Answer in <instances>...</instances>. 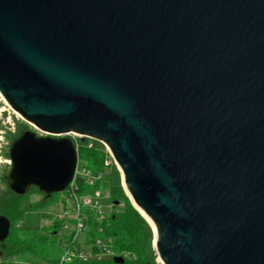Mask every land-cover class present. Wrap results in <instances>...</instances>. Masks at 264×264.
Masks as SVG:
<instances>
[{
  "label": "water",
  "instance_id": "obj_1",
  "mask_svg": "<svg viewBox=\"0 0 264 264\" xmlns=\"http://www.w3.org/2000/svg\"><path fill=\"white\" fill-rule=\"evenodd\" d=\"M0 93L43 132L9 146L14 194L63 191L67 133L95 137L165 264H264V0H0Z\"/></svg>",
  "mask_w": 264,
  "mask_h": 264
},
{
  "label": "trees",
  "instance_id": "obj_2",
  "mask_svg": "<svg viewBox=\"0 0 264 264\" xmlns=\"http://www.w3.org/2000/svg\"><path fill=\"white\" fill-rule=\"evenodd\" d=\"M23 130L24 129L19 128L14 138H16ZM79 154L81 157H86L89 160V166L93 170H104L106 152L104 145L100 141H95L94 146L88 147L87 140H83L79 148ZM5 171L3 178L7 183ZM120 174L121 172L118 167L113 164L110 167V172L105 176L104 185H106L109 190L110 200L115 207L117 204H123L124 206L119 210L115 209L111 211L108 220L103 223L104 230L101 236L110 240L115 252L124 256L125 260L123 263H117L114 261V258H110L108 260L98 261L91 264H156L150 242L152 236L151 229L140 211L130 201L124 200L125 192L122 188ZM34 191L39 192L37 187H33L27 193ZM53 194L50 196L45 195V200L41 202L40 206L37 205L35 209L38 207H51L53 203ZM22 197L23 195L14 194L9 188L0 196V214L7 216L11 222L8 237L3 242H0L1 252L5 251L6 253V256L4 257L6 259L2 260L1 254L0 264H8V258L22 252H42L45 248V241L47 238L50 235L56 234L60 228V225L57 223L52 226L50 233L47 232L46 234H42L35 240L19 238L13 230L19 228V222L22 220L25 212L28 211L27 207L23 208L21 206ZM96 228L97 224L94 223L91 232L92 235L97 234ZM56 261L57 259H54L50 262L54 263Z\"/></svg>",
  "mask_w": 264,
  "mask_h": 264
},
{
  "label": "built area",
  "instance_id": "obj_3",
  "mask_svg": "<svg viewBox=\"0 0 264 264\" xmlns=\"http://www.w3.org/2000/svg\"><path fill=\"white\" fill-rule=\"evenodd\" d=\"M67 135L75 141L78 162L72 181L63 190L61 207L53 202L52 206L45 210L47 215H51V222L47 225L54 226L57 223L60 225L56 234L63 250L61 257L49 264H91L114 258L119 254L115 252L111 241L101 236L104 230L103 223L108 220L114 205L110 200L108 188L103 189L102 185L113 164L120 171L121 168L104 141L77 132H69ZM85 139L88 147L94 146L95 141H100L104 145L106 152L104 170H93L89 166V160L79 154V148ZM7 161L9 164L10 159ZM94 223L97 224L96 235L91 233Z\"/></svg>",
  "mask_w": 264,
  "mask_h": 264
},
{
  "label": "rangeland",
  "instance_id": "obj_4",
  "mask_svg": "<svg viewBox=\"0 0 264 264\" xmlns=\"http://www.w3.org/2000/svg\"><path fill=\"white\" fill-rule=\"evenodd\" d=\"M19 128L26 129L30 128L38 131L39 133H43L39 128H37L33 123L26 120L16 109H14L8 101L4 98V96L0 93V196L5 192L7 187V183L4 181L3 174L8 166L9 159V146L12 142V139L16 135ZM121 172V171H120ZM122 188L125 192L124 200L130 201L135 207L130 193L127 191L124 183L122 172L120 174ZM102 188H107L106 185H102ZM64 191L56 192L53 194V202L58 204V207H61L62 202L61 198L63 196ZM45 200V195L40 192H29L23 195L21 199V206L27 207L28 211L25 212L22 220L19 222V228H15L13 231L15 234L19 236L21 239L27 240H35L40 235L50 233L52 230L51 225L49 224L51 215H47L45 213L46 207H38L35 209L37 205L40 206L41 202ZM123 204H117L115 207L113 205L112 210H119L123 207ZM137 208V207H136ZM138 209V208H137ZM139 210V209H138ZM140 211V210H139ZM143 215V213L140 211ZM146 219L147 224L151 229V246L153 249V253L155 256L156 264H165L160 255L156 250L155 240L157 236V232L152 224V222L143 215ZM62 245L57 234L50 235L45 241V248L40 253H32V252H22L13 257L7 259L8 264H49L51 260L59 259L62 255ZM6 256L5 251H2V259Z\"/></svg>",
  "mask_w": 264,
  "mask_h": 264
},
{
  "label": "bare ground",
  "instance_id": "obj_5",
  "mask_svg": "<svg viewBox=\"0 0 264 264\" xmlns=\"http://www.w3.org/2000/svg\"><path fill=\"white\" fill-rule=\"evenodd\" d=\"M125 183V182H124ZM125 186H126V183H125ZM134 202H135V200H134ZM135 204L137 205V203L135 202ZM138 206V205H137ZM139 207V206H138ZM140 210L143 212V214H145L146 215V217L152 222V224H153V226H154V228H155V230H156V227H155V225H154V222L152 221V219L150 218V216L148 215V214H146V212L142 209V208H140ZM156 239H157V236H156ZM155 242H156V240H155Z\"/></svg>",
  "mask_w": 264,
  "mask_h": 264
}]
</instances>
